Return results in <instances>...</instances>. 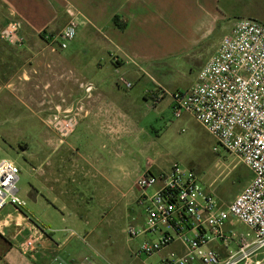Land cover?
<instances>
[{
	"label": "rangeland",
	"instance_id": "obj_1",
	"mask_svg": "<svg viewBox=\"0 0 264 264\" xmlns=\"http://www.w3.org/2000/svg\"><path fill=\"white\" fill-rule=\"evenodd\" d=\"M216 39L213 37L201 47L198 56L184 53L171 60L167 71L173 86L185 91L196 82L202 61L213 51ZM72 46L88 47V39L81 33ZM92 53L76 57L81 63H89L92 56L102 58L103 62L109 59L107 51ZM134 63L142 68L137 61ZM105 73L115 81L111 63ZM74 76H78L76 72L72 82L79 85ZM139 78L146 79L142 72ZM145 81L149 82L146 79L136 81L132 89L124 87L129 90L121 88L132 97L126 101L127 115L118 123L122 130L115 133L109 132L116 128L114 120L107 122L105 118L93 119L83 114L86 99L76 100L78 95L70 94L68 85L61 86L64 95L56 97L42 112L20 101H7L0 95V159H11L20 168L19 195L27 206L40 212L43 208L35 203L34 195L51 200L58 197L54 200L56 206L51 207L74 218L73 227L61 221V214L46 213L44 218L57 215V226L72 227L77 233L73 240L99 264H162L163 257L172 250L169 246L150 255H136L144 242L156 240L160 233L132 237L127 231L129 226L139 227L144 222L145 207L138 202L140 190L134 183L149 163L156 171L168 170L175 163L194 169L218 203H229L253 178L251 169L218 144L194 116L184 113L176 117L169 96L159 103L145 99ZM154 90L165 97V87L156 84ZM36 105L44 108L47 104L39 101ZM73 112L78 114L76 125L64 136L57 128L59 122L50 121L55 115L66 118ZM92 120H96V126L89 125ZM215 146L219 149L215 150ZM59 170L65 176L63 181L56 178ZM155 188L146 191L151 193ZM64 205L66 208H62ZM76 210L88 213L69 215L68 211ZM76 221H80V226ZM231 222L237 230L250 232L241 221L233 218ZM70 231L69 228L58 231L56 236L63 237Z\"/></svg>",
	"mask_w": 264,
	"mask_h": 264
},
{
	"label": "crops",
	"instance_id": "obj_2",
	"mask_svg": "<svg viewBox=\"0 0 264 264\" xmlns=\"http://www.w3.org/2000/svg\"><path fill=\"white\" fill-rule=\"evenodd\" d=\"M68 7L77 13L80 25L76 38L61 49L51 45L46 35L62 30L70 18ZM12 18L22 22L26 42L14 46L0 38V95L7 101H20L42 112L56 97L64 95L61 86L68 85L69 93L78 95L76 100L86 99L83 114L93 119L105 118L107 122L114 120L116 128L108 131L115 133L122 130L118 123L127 115L126 101L132 97L121 90L124 86L118 81L120 73L133 82V87L136 81L147 79L143 96L148 100L156 95V84L165 87L166 95L162 94L158 101L169 96L172 103L171 93L180 89L172 85L168 75L171 60L184 53L200 54L201 47L216 37L214 49L202 61L203 66L237 19L252 18L264 23V0H0V29ZM81 33L88 39V47L72 46ZM106 51L109 54L106 62L92 56L89 63H81L76 57L81 53L95 55ZM110 63L116 75L114 82L105 73ZM74 72L79 85L71 80ZM140 72L146 79L138 80ZM88 85L92 86L89 91ZM39 101L47 105L38 107ZM95 122L92 120L89 125L96 126ZM56 178L63 181L65 176L59 170ZM34 198L43 211L32 206L24 210L12 204L0 210V264H59L56 256L64 264H83L88 255L73 240L74 234L56 236L58 231L73 230L74 218L65 216L60 209H52L58 197L51 200L34 195ZM68 212L69 215L88 213ZM46 213L61 214V221L72 227L57 226L58 216L46 220ZM76 224L80 226V221ZM37 233L41 235L37 252L23 253L21 242ZM171 247L179 252L183 250L180 243Z\"/></svg>",
	"mask_w": 264,
	"mask_h": 264
},
{
	"label": "built area",
	"instance_id": "obj_3",
	"mask_svg": "<svg viewBox=\"0 0 264 264\" xmlns=\"http://www.w3.org/2000/svg\"><path fill=\"white\" fill-rule=\"evenodd\" d=\"M67 11L70 18L62 30L46 35L51 45L61 49L76 38L80 25L75 10L68 7ZM22 30L20 20L9 19L0 29V38L11 45L23 46L26 39ZM118 81L125 88L133 87V82L122 73ZM91 88L89 85L87 90ZM171 95L174 115L194 116L218 144L251 169L253 178L229 203H218L194 169L175 163L168 170L156 171L149 163L134 183L140 190L138 202L145 207L144 222L139 227L129 226L127 231L132 237L149 232L160 235L156 240L144 242L135 254L150 255L180 243L183 250L172 249L163 257L162 264H263L264 23L252 18L237 19L198 71L196 82ZM161 96H152V101L158 102ZM77 115L74 112L66 118L55 115L50 122H59V133L65 136L74 130ZM19 172L13 160L0 159V210L7 204L27 210L26 200L19 195ZM149 187L156 188L148 193ZM233 218L244 223L250 232L237 230L231 223ZM40 242V234L29 235L20 249L35 254ZM55 259L64 264L59 256ZM83 264L99 263L88 256Z\"/></svg>",
	"mask_w": 264,
	"mask_h": 264
},
{
	"label": "trees",
	"instance_id": "obj_4",
	"mask_svg": "<svg viewBox=\"0 0 264 264\" xmlns=\"http://www.w3.org/2000/svg\"><path fill=\"white\" fill-rule=\"evenodd\" d=\"M117 17L114 18V22L117 24ZM120 27H123V25H119Z\"/></svg>",
	"mask_w": 264,
	"mask_h": 264
},
{
	"label": "water",
	"instance_id": "obj_5",
	"mask_svg": "<svg viewBox=\"0 0 264 264\" xmlns=\"http://www.w3.org/2000/svg\"><path fill=\"white\" fill-rule=\"evenodd\" d=\"M264 264V263H263Z\"/></svg>",
	"mask_w": 264,
	"mask_h": 264
}]
</instances>
